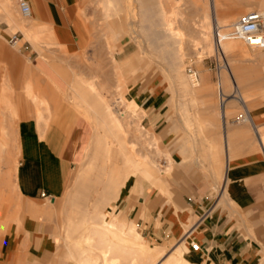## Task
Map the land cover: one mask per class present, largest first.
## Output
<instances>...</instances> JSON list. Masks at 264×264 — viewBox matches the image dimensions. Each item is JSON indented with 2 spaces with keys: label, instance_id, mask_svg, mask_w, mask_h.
<instances>
[{
  "label": "crops",
  "instance_id": "obj_1",
  "mask_svg": "<svg viewBox=\"0 0 264 264\" xmlns=\"http://www.w3.org/2000/svg\"><path fill=\"white\" fill-rule=\"evenodd\" d=\"M19 1L0 0V112L9 120L3 128H13L16 134L18 190L32 205L8 227L0 243V264H49L57 242L46 201L53 204L66 192L86 147L96 146L93 123L72 112L63 99L64 67L53 57L55 43L73 47L78 41L75 12L82 0H28L32 15L26 22ZM142 5L156 3L142 0ZM27 34L41 43L34 44ZM206 86L213 88L209 79ZM199 93L215 95L213 90ZM33 95L50 102L46 123H40L44 106ZM135 96L144 106L143 120L158 138L153 144L162 152L161 168L151 175L157 186L144 182L141 192L132 191V178L128 196L120 202L137 218L134 225L143 241L145 236L160 246L177 241L169 252H180L186 260L184 245L196 242L199 248L192 255L198 262L264 264V152L253 136L262 124L256 114L250 125L228 127L220 101L210 103L211 113L199 112V119L208 120L195 124L192 133L182 118L169 115L166 90L159 81L137 86ZM222 194L225 203L220 202Z\"/></svg>",
  "mask_w": 264,
  "mask_h": 264
},
{
  "label": "rangeland",
  "instance_id": "obj_2",
  "mask_svg": "<svg viewBox=\"0 0 264 264\" xmlns=\"http://www.w3.org/2000/svg\"><path fill=\"white\" fill-rule=\"evenodd\" d=\"M118 1L119 0H116L115 4L111 2L109 9H107L108 7L105 6L104 0H82L79 3L77 11L75 12L76 22L74 25L75 31L79 37L78 41L75 42V45L73 47L65 46L62 43H55L56 53L53 57L55 58V62L59 63L58 65L60 67H64V70H61L60 72L66 78L62 90L64 95L63 99L70 107L72 112H74L75 114L83 115L87 119L89 118L88 120L93 123L95 130L96 126L99 125L98 103L101 99V96H99L100 94L97 93L101 92L100 89H102L103 91L105 90V97L110 98L113 102L116 103L118 100H120V104L118 106L119 113L121 116L125 117L123 119L127 123L125 122L124 125L120 124L126 128L116 126V128L113 129V135L115 133L113 138H116L114 146H122L126 149V151H130L134 148V153L145 152L150 155V157L159 165V158L162 152H160L159 146L155 147V144H153L155 142H158V138L154 137L156 135L152 130L148 129L146 121L143 120L145 116L143 112L141 113L137 110L134 116L128 115L130 113L129 107L131 105L129 104L130 106L128 107L124 98L126 96H133L137 99V97L135 96V88L137 86L145 85L149 82L154 83L159 81L166 90V106L171 118L173 119L175 118V116L182 118L190 132L195 133L197 128L195 124L198 125V123H203L204 121L208 120L199 119L200 110H204L209 114L212 112L208 109V105L210 103L218 104L220 101L221 106L222 100H224L222 98V94L220 93V81L222 78L220 77V75L223 74L224 70L226 69V60L224 58L225 55L219 51L208 53L205 52V49L202 50V48L200 51L199 48H195L197 47V45L193 43L196 42L195 40H193V36L199 37L201 34V31H199V29L201 28L200 24L202 23L201 7L204 6L207 9L210 7V4H206V1L151 0L152 3H156V5L152 7L153 9H151L152 11H150L152 13L148 17L143 19H141L143 17L142 0L119 1L122 6L119 5ZM207 1L209 3L210 0ZM249 2L250 0H219L218 21L228 25L229 23L237 20L236 18L243 16L250 10L259 8V6H257L256 4H249ZM116 4L119 6H117ZM164 5H166V7H164ZM117 7L120 10L117 9ZM111 9L116 14H113ZM116 9L118 11H115ZM173 9H176V11L179 12L176 14V18L178 17L176 19V24L178 25L177 20L181 19L179 25L180 27H183L182 31L185 35L183 46L186 47H183L184 49L182 48L183 50L180 53V61L177 64L171 62L166 51L162 50L159 47L153 46L146 39V37L143 36L142 32V25L144 23L151 22L153 24V27H155L156 30H158L160 33H166L163 17L165 16L166 10L170 11ZM137 10H140V12H137ZM106 11L110 13L109 16L107 15ZM20 15L24 22L28 21V19L25 18L21 13ZM112 15H114L115 17ZM107 17L108 19H106ZM113 20H117L118 22H116L115 25H119V32H117L118 36L116 38L110 37V33L106 32L105 30V25L108 22H113ZM134 30H136V32ZM27 36L29 38L28 34ZM29 39L34 44H40V41H42L37 38ZM109 40L112 41L110 42ZM44 43L49 47L52 45L51 42L45 41ZM109 43L112 45H110ZM242 44L244 45V47L249 49V51H252L249 46L244 43ZM161 50L163 52H161ZM111 51H113V54L115 53L114 56L118 61V69L114 67V64L111 60ZM44 55L45 54H43V57ZM79 62H81V64ZM178 64L179 66L177 68L176 66ZM190 65H192L197 71L196 74L189 73L188 66ZM239 67L240 68L238 69V72L242 75L241 77L243 78V85L240 87V89L246 96V104L249 107L250 111H252L253 114H256V117L259 121L258 123H262L260 126H256V129L253 132V136L257 142L258 148L264 152V144L260 139L261 133L264 132V56L261 60H256L255 62L246 61ZM104 73L109 75H105ZM203 73L206 75V81L209 79L213 85L212 89L215 91L214 96H206L204 94L196 93V89L202 86V84L199 83L200 76H202ZM102 74H104L105 76ZM181 75L185 78L187 77L188 79L183 78ZM73 77L79 80H74ZM80 77L85 80L93 79V81L97 85L95 86V88H92V90L91 88H89L87 95L85 94L86 99L90 97L87 100L89 102V106H92V108L90 107V109H88V113L86 112L87 110L84 111L83 108L79 110L77 108V105L75 104V100L81 99L80 96L78 97V99L72 96V94L74 95L75 91L77 93V90L81 91L83 88L81 82L82 79H80ZM104 78H107V81ZM108 78L110 79V81H108ZM72 83H74V85ZM95 89L97 93L94 92ZM232 89L233 86L231 83L229 91H231ZM138 102L141 107H144L140 101ZM235 104L236 105H234L232 110L228 112L229 124L241 123V120L240 118H238V116L244 111V109L241 103L238 102V100H235ZM93 108L96 110L93 111ZM218 110L214 112H216L220 117V112ZM14 120L17 122L18 118H14ZM192 120L194 121V124H192ZM8 122L9 120L5 118L2 112H0V140L9 141H6V143L5 141H0V150H2L0 151V243L11 223L19 220L20 217H22V215L27 211V208L32 205V201L24 197L19 192L17 180L13 183V176H9L8 174L9 169H11L13 164L17 163L19 165L20 158V152L18 150L17 142L15 139L13 140L12 137L16 136L15 132H13V129L5 130L3 128L4 124H8ZM126 124L128 125L125 126ZM135 124H138L141 129L138 130L135 127ZM258 128L260 129V131H258ZM10 137L12 138L13 142H15V145L12 144L13 142L11 141ZM155 138L156 140H154ZM93 141L94 140L92 139V143ZM5 147L6 149H3ZM93 148L86 154L87 156H85L84 161L78 165V167L76 168L77 171H74L73 176L70 178L69 186L66 192L62 196L58 197L53 204H51L52 201L50 199H47L46 201L49 206H51L48 211L47 218L53 224V236L58 245L56 252L54 253L49 264H78V261L76 262L77 259H75V251L70 248L72 253L74 251V253L72 254L69 250L68 243H66V234L68 233L67 226L70 216L82 214L80 212H77L79 208H76V206H72V197L78 192L76 189L79 185L80 178L78 170L80 169L81 173L82 164H84L91 158L94 159L92 157L93 154L91 155V153L95 151V148ZM4 150L7 151L4 152ZM2 157L3 159H1ZM111 160H108L109 164L111 162H123V158L121 155L119 156V158L113 157ZM139 167L141 168V166ZM132 178H134L136 182L132 191L139 189V183L143 184L144 182H146L147 185L150 186L157 185L154 178L150 177L148 174H144L139 169L133 167L132 169H130V172H128L127 181L123 187L122 194L111 201V204L115 207L114 211L116 212V215H124L129 222H133V224H135L136 222L134 220L137 221V218H133V216L131 215V208H129V206L125 207L124 205L120 204L122 199L128 196V188ZM93 193L96 194L97 192L91 190L90 195L92 196L90 198L93 197ZM225 201L226 196L222 194L220 202L225 203ZM92 203L93 200H88L87 204L89 209L87 210L90 212V215H96L91 213L97 211V208L95 209V206H93ZM92 207H94V209ZM145 241L150 246L161 244L158 241L147 236H145ZM192 243L193 242H190L189 244L184 245L183 254L187 258L188 264H215L208 259H205L202 262L196 261L192 255L196 250L193 248ZM83 244L84 242H81L82 246H84ZM176 244L177 241H171L169 243H164L163 245H165L166 249L170 251L175 247Z\"/></svg>",
  "mask_w": 264,
  "mask_h": 264
},
{
  "label": "bare ground",
  "instance_id": "obj_3",
  "mask_svg": "<svg viewBox=\"0 0 264 264\" xmlns=\"http://www.w3.org/2000/svg\"><path fill=\"white\" fill-rule=\"evenodd\" d=\"M115 1L116 0H104L105 6L108 7L107 9H109L111 2L115 4ZM119 1H122V0H119ZM119 1H118L119 5L122 6ZM205 1H206V4H210L209 5L210 9L208 8L209 9L208 10L204 6L201 7V9H202V16H201L202 23L200 24L201 28L199 29V31H201V34L199 37L196 36L197 38L195 36H193L194 37L193 40L196 41L193 43L195 45H197V47H195V48H199L200 51L202 48V50L205 49V52H208V53L213 52V51L218 52L217 44L215 41L216 26L219 27L222 34H225V33H227L226 31H228L230 29V26L235 21H237L239 18H241L242 16L236 18L237 20L229 23L228 25L223 24L222 22L218 21L219 0H210L209 3L207 0H204V2ZM249 4H253V5L256 4L257 6H259V8H257V9L264 10V0H250ZM119 5H117V6H119ZM164 7H166V5H164ZM159 8H160V6H159ZM117 9H119V8L117 7ZM117 9L115 11H118ZM121 9H122V7H121ZM151 9H153V8L143 6V12H142L143 17L141 16L142 17L141 19L148 17L152 13V12H150V11H152ZM140 10H137V12H140ZM108 11H106V13L109 16L110 13ZM111 11L113 12L112 9H111ZM114 13L115 12H113V14ZM177 13H179V12H177L176 9H173L170 11L166 10L165 16L164 17L162 16L164 19V23H165L164 26H165L166 33H160L158 30H156L155 27H153V24L151 22L150 23H144L142 25L143 36L146 37V39L153 46L159 47L162 50L166 51L168 53V56H169V59L171 60V62L176 63V64L180 61L181 51L184 48H186L183 46L184 40H185V38H184L185 35L182 31L183 27L182 26L180 27V25H179V22L181 20L180 18H179L180 20H177L178 25L176 24V19L178 18V17L176 18ZM112 16H114V15H112ZM26 18H28V17H26ZM106 19H108V17ZM116 22H118V21L113 20V22H108L105 25L106 32H109L110 37H112V38H116L118 36L117 32H119V28H118L119 25L118 26L115 25ZM134 31L136 32V30H134ZM109 33H106V34H109ZM127 33H129V32H127ZM136 34H138V33H136ZM36 35H38V34H36ZM36 35H34V36H36ZM108 37H109V35H108ZM168 38H172V39H168ZM241 42L244 43L241 39L229 37V38L222 39L221 43H220L221 53H223L225 55L224 58L226 60V62H225L226 63V69L224 70L223 74H221L222 76L220 75V77H222L221 81H220V83H221L220 84L221 85L220 86V93L222 94V98L224 99V100H222L220 111H221V114L226 117V122H227L228 127L231 126L228 123L229 122L228 121V112H230V110H232L234 105H236L235 100H238V102L241 103V105L243 106V109H244V111L242 113H240V115L238 116V118H240V120H241V123L244 122V126L250 125L253 123V112L250 111L249 107L247 106L246 96L244 95L243 91H241V89H240V87L243 85V78L241 77L242 75L239 74L238 69L240 68L239 66L241 64H244V62H246V61L255 62L256 60H261L264 56V47H256V46L249 47L252 50V51H249V49L244 47V45ZM110 45H112V44H110ZM162 50H161V52H163ZM114 54H113V51H111V60L114 64V67L116 69H118V63H117L118 61L115 58ZM222 58H223V56H222ZM79 63L81 64V62H79ZM172 65H174V64H172ZM178 66H179V64L176 67L178 68ZM104 74H102V75H104ZM190 74H194V73H190ZM105 75H109V74H105ZM179 75H180V73H179ZM77 76H78V73H77ZM178 77H180V76H178ZM73 78H74V80L76 79L75 77H73ZM77 78H79V77H77ZM86 78H88V77H86ZM183 78H185V77H183ZM194 78H195V76H194ZM80 79H82L81 82H82L83 88L81 91L77 90V93L75 91L74 95L72 94V96L74 98H77V99L80 96L81 99L75 100V102H76L75 104L77 105V108L79 110H81V108H83V110L84 111L87 110L86 112L88 113V109H90V107L92 108V106H89V102L87 100L90 97H88L86 99L85 94L87 95L89 88H91V90H92V88H95V86H97V85L93 81V79L92 80L91 79L85 80L81 77H80ZM185 79H188V78L186 77ZM76 80H79V79H76ZM100 81H102V80H100ZM108 81H110V79ZM201 81H202V83H201ZM197 82H199V81H197ZM75 83H78V82H75ZM206 83H207L206 75L203 73L202 76H200V83H199V84H202V86L200 88L196 89V93L199 90H205L206 92L210 93V91L213 89L210 88L209 86H206ZM231 83H232L233 89L231 91H229L230 87H231ZM72 84L74 85V83H72ZM27 87L30 88V85ZM27 87H26V89H27ZM100 90H101L100 93L99 92L97 93L96 89L94 91L97 94H100L99 96H101V99L99 100V103H98V111H99V114H98V119H99L98 121L99 122H98V124L99 125L96 126V130L94 129L95 134H93L94 135L93 143L96 146L93 145V146L86 147V149L87 148L88 149H87V152H85V154H84V155H86V153H88L94 147L95 149L94 148L93 149L95 151L91 153V155L93 154L92 157L94 159L91 158L90 160H88L84 164H82L81 173H80V169L78 170L79 174H80L79 185L76 188L78 192L74 196L72 195L73 200L71 199L72 200V206H76V208H79L77 212H80L82 214L69 217V222H68V226H67L68 233L66 234V243H68V245H69V250L71 248L72 250L75 251V253H74V251H73V253L76 254L75 259H77L76 262L78 261V264H188V261L181 255L180 252L179 253H174V252L170 253L166 249L165 246H160V245L150 246V245H148L146 242L143 241L141 234L136 230V227L133 224V222H129L124 215H120V214L116 215V212L114 211L115 207L111 204V201L113 199L119 197L122 194L123 187L126 184L128 172H130V169L135 167L136 169H139L140 171H142L144 174H148L149 176H151L152 172H154V170H158L161 167H159V165L150 157V155H148L145 152L134 153L135 152V151L133 152L134 148L130 151L129 150L126 151V149L122 146H114L116 138L115 139L113 138V136L115 135V133L113 135V129L116 128V126L117 127L121 126L123 128H126V127L120 125V124L124 125V123L126 121H124V119H123L125 117L121 116L119 113L118 106L120 104L119 103L120 100H118L115 103L110 98L105 97V92H104L105 90L104 91L102 89H100ZM193 92H195V91H193ZM33 93H35V92H33ZM69 94H71V93H69ZM212 94H214V93H212ZM118 95H119V93H118ZM223 95H224V97H223ZM33 96H34L35 102H37L38 104L40 103L44 106L43 110L45 111V113H42V111H41L42 108L40 107L41 108L40 113H39L40 116L43 117L44 115L48 114V117H49L50 116L49 112L51 111V108H50L51 105H49L50 102L47 100L48 99V98H46L47 96L45 97L46 101L43 100L44 96L42 99L37 97L36 95H33ZM118 99H119V97H118ZM124 99H125L128 107L131 105L129 107L130 113L128 115L134 116L135 113L137 112V110L140 111L141 113L142 112L144 113V109L140 106L139 102L136 101L132 96H126ZM47 101L49 103H47ZM94 110H96V109L93 108V111ZM11 112H9V113L11 114ZM41 117L39 119L40 123L43 121L46 123L47 122V118H46L47 116L46 117L44 116L45 118L44 117L41 118ZM93 117H95V116H93ZM126 117H128V116H126ZM96 120H97V118H96ZM127 125L128 124H126L125 126H127ZM135 127L138 130L141 129L138 126V124H135ZM6 128H8V127H6ZM7 130H9V129H7ZM242 130H245V129L242 127ZM258 131H260L259 128H258ZM12 137H13V140L14 139L16 140V136H12ZM260 139H261V142L264 144V132L261 133ZM13 140L11 138L12 142H13ZM154 140H156V138ZM2 141L4 142L5 140H2ZM6 141H5V143H6ZM7 142H9V141H7ZM12 144L15 145V142H13ZM6 147L3 149H6ZM0 151H2V150H0ZM5 151H7V150H4V152ZM120 155L123 158L122 163H118V162H111L110 164L108 163V160H111L113 157L119 158ZM1 159H3V157ZM139 166H141V168ZM156 167H157V169H156ZM162 170H163V168H162ZM17 173H18V164L15 163L12 165L11 169H9V173H8L9 176H13V178H12L13 183H14V181L17 180ZM141 186H142V183H139V189L138 190L140 192H141ZM91 190H94L97 192L96 194H94L95 192L93 193L92 198H90L92 196V195H90ZM88 200H93L92 204H93V206H95V209L97 208L96 209L97 211H94V213L93 212H91V213L96 214V215H90V212L87 210V209H89L88 204H87ZM92 208L94 209V207H92ZM44 213H46V212H44ZM76 217H78V218H76ZM81 242H84V244H83L84 246L81 245ZM194 244H198V243L193 242L192 246ZM70 252H71V250H70ZM21 260H23V259H21ZM19 262L22 263V261H20V260H19ZM21 263H19V264H21ZM22 264H24V263H22Z\"/></svg>",
  "mask_w": 264,
  "mask_h": 264
},
{
  "label": "built area",
  "instance_id": "obj_4",
  "mask_svg": "<svg viewBox=\"0 0 264 264\" xmlns=\"http://www.w3.org/2000/svg\"><path fill=\"white\" fill-rule=\"evenodd\" d=\"M19 8L23 16L30 17L32 15V7L28 0H20ZM226 32L222 34L219 27L216 26L215 41L219 52H221V40L229 37L241 39L249 47H264V10L254 9L247 12L235 21ZM11 41L16 43L15 38ZM188 71L189 73H197L192 65L188 66ZM193 247L198 249L199 245L194 244Z\"/></svg>",
  "mask_w": 264,
  "mask_h": 264
}]
</instances>
